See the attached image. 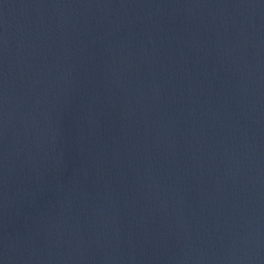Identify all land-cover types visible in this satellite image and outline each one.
<instances>
[{"label":"water","instance_id":"95a60500","mask_svg":"<svg viewBox=\"0 0 264 264\" xmlns=\"http://www.w3.org/2000/svg\"><path fill=\"white\" fill-rule=\"evenodd\" d=\"M0 264H264V0H0Z\"/></svg>","mask_w":264,"mask_h":264}]
</instances>
